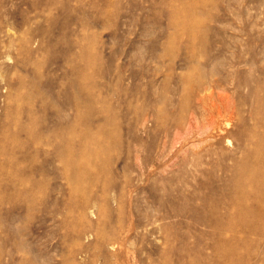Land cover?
<instances>
[{
	"label": "rangeland",
	"instance_id": "rangeland-1",
	"mask_svg": "<svg viewBox=\"0 0 264 264\" xmlns=\"http://www.w3.org/2000/svg\"><path fill=\"white\" fill-rule=\"evenodd\" d=\"M242 166L264 0H0V264H264Z\"/></svg>",
	"mask_w": 264,
	"mask_h": 264
},
{
	"label": "bare ground",
	"instance_id": "bare-ground-1",
	"mask_svg": "<svg viewBox=\"0 0 264 264\" xmlns=\"http://www.w3.org/2000/svg\"><path fill=\"white\" fill-rule=\"evenodd\" d=\"M191 12V13H190ZM189 13L190 14H192V11H190ZM194 13V12H193ZM195 14V13H194ZM189 16V15H188ZM194 16V15H193ZM192 16V17H193ZM193 25V24H192ZM196 27L195 26V24L191 27V25H190V29L193 31V29ZM193 47V46H192ZM193 49V48H192ZM178 51V50H177ZM194 52H195V50H193ZM193 52V53H194ZM201 53V52H200ZM193 56V55H192ZM202 57V56H201ZM214 57V56H213ZM195 58V57H194ZM194 58H192L191 57V59H194ZM216 59V58H215ZM211 61H212V59H211ZM215 61V60H214ZM188 64V63H187ZM194 64H196V63H194ZM213 64V63H212ZM214 64H215V62H214ZM214 64L212 65V66H214ZM189 65H190V62H189ZM211 66V65H210ZM211 66V67H212ZM218 66V65H217ZM209 67V66H208ZM193 68V67H192ZM201 69V68H200ZM199 69V70H200ZM201 71V70H200ZM214 73V72H213ZM182 74V73H181ZM172 77V76H171ZM196 84V83H195ZM194 84V85H195ZM173 86V85H172ZM167 90V89H166ZM211 90V89H210ZM153 91V90H152ZM167 96V95H166ZM193 97V96H192ZM218 111V110H217ZM217 113H219V111L217 112ZM259 118V117H258ZM210 119V118H209ZM212 119H213V117H212ZM216 119V118H215ZM193 121V120H192ZM209 121V120H208ZM194 122V121H193ZM192 122V123H193ZM209 124V123H208ZM210 125H211V122H210ZM213 125V124H212ZM255 125V124H254ZM212 127V126H211ZM253 128H254V126H252V131H254L253 130ZM250 128H248V130H249ZM257 130H258V128H256ZM200 132H201V130H200ZM252 134H254V133H252ZM251 134V136L253 137V135ZM246 135H247V133H246ZM249 136V135H248ZM33 138H37V136H35V135H33L32 136ZM149 138V137H148ZM248 141V140H247ZM246 144V143H245ZM255 144V143H254ZM259 144V143H258ZM254 146H252V148H253ZM245 149L247 148V147H244ZM248 148H251L250 146L248 147ZM247 148V149H248ZM247 149H246V151L245 152H247ZM251 152V151H250ZM253 153H255V151L253 152ZM254 155V154H253ZM260 156V155H259ZM257 158V157H256ZM246 159H248L247 157H246ZM249 160V159H248ZM247 160V161H248ZM240 163H243V162H240ZM245 163H247V162H245ZM250 164H252V163H250ZM245 165V164H244ZM251 166V165H250ZM250 166H245V167H243V168H241V169H238L239 171H238V173H237V176L236 177H238L237 179H239V181H241V183L239 182V184L237 183V186H236V188H235V190H236V192H235V196L234 197H236V199L238 198V199H240V201H243V200H245V199H249L250 197H251V193H256V195H259V197H258V201L256 200V202L258 203L259 202V205L260 206H262L264 203H262V200H264V182L262 183H259V180L261 179V177H262V174H263V171L259 168V167H257V168H252V167H250ZM261 168H263V167H261ZM262 178H264V177H262ZM261 181V180H260ZM247 184V185H246ZM233 199V198H232ZM234 201V200H233ZM239 201V200H238ZM246 201V200H245ZM238 204V203H237ZM243 206V205H242ZM257 206V205H256ZM246 207V206H245ZM250 208V207H249ZM262 209V208H261ZM264 209V208H263ZM243 210V209H242ZM246 210V209H245ZM249 210V209H248ZM247 210V211H248ZM259 210H260V208H259ZM258 210V211H259ZM257 211V212H258ZM256 212V213H257ZM250 213V212H249ZM251 214V213H250ZM258 214H259V212H258ZM261 214V213H260ZM264 216V215H263ZM258 217V216H257ZM254 218H255V216H254ZM235 219V218H234ZM236 223V222H235ZM242 223L243 224H245V226H246V224H248V218H244V219H242ZM229 224H230V226L232 227V225H234V222H233V220L231 219L230 221H229ZM216 226L218 227V228H220V227H222V222L220 221V220H217L216 221ZM229 226V225H228ZM235 227V226H234ZM218 247V246H217ZM219 251V249L217 248L216 249V251ZM218 253H220V251L218 252Z\"/></svg>",
	"mask_w": 264,
	"mask_h": 264
}]
</instances>
